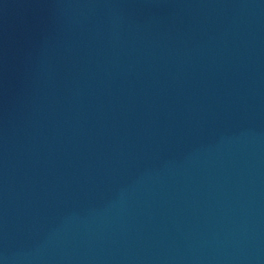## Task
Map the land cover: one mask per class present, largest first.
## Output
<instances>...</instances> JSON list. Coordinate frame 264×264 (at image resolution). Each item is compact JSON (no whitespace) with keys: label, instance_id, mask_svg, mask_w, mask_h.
<instances>
[{"label":"water","instance_id":"water-1","mask_svg":"<svg viewBox=\"0 0 264 264\" xmlns=\"http://www.w3.org/2000/svg\"><path fill=\"white\" fill-rule=\"evenodd\" d=\"M0 264H264V0H0Z\"/></svg>","mask_w":264,"mask_h":264}]
</instances>
